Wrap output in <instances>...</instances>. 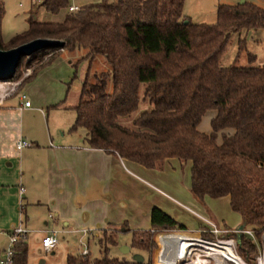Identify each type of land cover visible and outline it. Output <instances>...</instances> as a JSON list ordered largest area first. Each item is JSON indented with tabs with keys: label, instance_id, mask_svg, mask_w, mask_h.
<instances>
[{
	"label": "trees",
	"instance_id": "trees-1",
	"mask_svg": "<svg viewBox=\"0 0 264 264\" xmlns=\"http://www.w3.org/2000/svg\"><path fill=\"white\" fill-rule=\"evenodd\" d=\"M183 4L184 0H97L66 10L60 21H40L30 10L26 28L0 48L47 37L63 40L62 49H85V58L104 57L110 68L97 74L93 83L83 81L70 129L83 128L87 146L147 168L159 167L166 158L189 160L194 198L228 196L243 229L258 237L264 230V61L253 65L254 56L249 55L248 65H221L219 58L231 32L264 27V8L246 0L218 3L214 22L194 23L182 13ZM40 5L55 14L68 7V0H42ZM3 14L0 0V24ZM59 49L22 57L12 78L26 59L32 71L23 84L31 80ZM141 102L149 108L133 115ZM207 110L215 113L205 133L197 125ZM183 228L154 206L150 227L131 231V246L152 253L158 248V233ZM97 235L99 257L68 254L66 264L121 263L109 255L114 236L108 229ZM225 235L234 238L243 261L255 263L249 256L255 244L248 233ZM14 248L13 264H26L25 240Z\"/></svg>",
	"mask_w": 264,
	"mask_h": 264
},
{
	"label": "crops",
	"instance_id": "crops-1",
	"mask_svg": "<svg viewBox=\"0 0 264 264\" xmlns=\"http://www.w3.org/2000/svg\"><path fill=\"white\" fill-rule=\"evenodd\" d=\"M85 53L79 48H60L24 83V89L20 87L30 102L28 107L22 106L20 96L17 103L10 102L12 95L0 96V235L5 237L0 253L6 247L8 232L17 225L42 231L43 235L55 230L57 238L59 234H73L79 242L88 238L91 231L124 222L133 228L148 229L154 206L181 224V231L197 230L192 210L199 203L190 191V180L185 188L166 180L172 193L161 196L154 192L156 188L161 190L154 183L161 184V170L123 159L115 152L89 147L83 128L70 129L86 68L93 60L85 58ZM77 64L84 79L72 93L64 86L71 66ZM63 113L66 118L61 122ZM18 140L31 145L17 148ZM175 159L166 158L163 163H174ZM135 256L137 262L138 257L143 259ZM172 257L169 253L170 262Z\"/></svg>",
	"mask_w": 264,
	"mask_h": 264
},
{
	"label": "rangeland",
	"instance_id": "rangeland-1",
	"mask_svg": "<svg viewBox=\"0 0 264 264\" xmlns=\"http://www.w3.org/2000/svg\"><path fill=\"white\" fill-rule=\"evenodd\" d=\"M40 1L41 0H2L4 5V14L0 24V47H6L9 44V41L15 35L19 34L26 28L27 24L25 18L30 10L35 12L36 18L40 21H60L62 20L64 12L68 10V8L61 9L59 12L52 14L46 11L45 8L40 5ZM90 1L93 2L95 0H68V5L84 4ZM239 1L240 0H184L182 13L194 23H212L215 20L216 5L218 3L236 4L239 3ZM246 1L253 2L256 5L264 8V0ZM239 39L242 40L241 47L238 45ZM249 55L254 56L253 60L250 62L253 65L260 64L264 61V27L254 30H240L237 32H231L220 55L219 63L221 65H248ZM78 65L79 64H77L75 67L71 66L72 71L70 77L64 86L65 90L68 87L72 93L75 92V86H80L82 80L84 79V77L81 76V71L79 70L81 66L78 68ZM26 66V59H23L13 78L8 81H0V96L12 95L9 98L11 103H17L20 93H25L23 90H21L22 88L24 89V85L26 84H23V80H25L32 71L31 67ZM109 68L110 66L104 57L101 55H95L90 66H87L86 68V78L88 82L93 83L97 74L109 70ZM144 108H149V106L146 103L141 102L139 104V109L133 115L137 114L141 109ZM214 113V110H207L203 114L199 124L197 125V128L200 131H208L210 129L209 120L214 115ZM65 116L66 115L64 113L61 115V122L65 120ZM122 121L127 123L129 118H127V120L123 119ZM80 130L83 129L80 128ZM155 170H161V184L154 182L156 186L161 187V190L156 188L154 192H158V194H161V196H166V192L172 193L171 190L167 188L168 186L166 184V180H172L178 183L182 188H185L187 182L189 183V160L175 159L174 163L162 162L159 167H155ZM197 201L199 205L193 206L195 209L192 208V214L194 216L193 221L197 230L203 228L206 225L201 217L213 221L218 227L221 228L238 229L241 226L242 223L240 215L230 208L227 196H221L217 198L205 196L202 200ZM122 224L113 225L111 226L112 228H108L109 234L113 235L116 240V244L109 248V255L118 258L119 261H121L119 264H148L149 261L151 264H155L154 258L156 250L151 253L147 250H141L132 247L131 231L137 228L131 227L127 222ZM41 227L44 228L42 225ZM121 227L125 228L126 230L120 229ZM114 228L116 229L115 231ZM197 230L186 232L194 234L197 233ZM90 233L91 235L88 238H84L83 241H85L89 247L88 257L93 259L101 255V250L98 243L99 235H97V231H91ZM42 235V231L36 230H30V233H28L26 240V264H66V256L68 254L73 256L79 255V251L81 250L82 246L78 242L76 236L73 234H68L64 237H61L59 234V243L50 251H44L42 249L40 245ZM249 236L252 237V241L255 244V251L250 253V259L255 261L254 264H261L262 262L264 263V230L260 232L258 237H254L252 234H249ZM178 238V235L174 233L164 235L161 234V245L163 246L164 250H170V254L172 256L178 252L177 248V250L173 249V247H177ZM231 238L232 237L226 235L219 238L227 240L231 244L229 247H225L223 244L218 246L216 241L211 243L209 249L211 250L213 258L211 257L209 259V264H238L236 260L225 258L223 256L225 251H227V254L235 256L236 243ZM3 239H5V237L0 235V245L3 243ZM213 247H218L219 251L215 252ZM136 254L143 257L142 260L140 257H138L140 262H137L135 256ZM235 258L237 257L235 256ZM177 259L178 257H176L174 260L176 261ZM226 259L231 260L234 263L227 261ZM243 262L244 264L250 263L246 260Z\"/></svg>",
	"mask_w": 264,
	"mask_h": 264
},
{
	"label": "built area",
	"instance_id": "built-area-1",
	"mask_svg": "<svg viewBox=\"0 0 264 264\" xmlns=\"http://www.w3.org/2000/svg\"><path fill=\"white\" fill-rule=\"evenodd\" d=\"M33 1V0H32ZM77 5H69V11L77 10ZM20 99L23 101L22 106L28 107L30 105L29 100L26 99L25 93H20ZM31 143L26 140H18L16 143L17 148H22L25 146H30ZM22 190V188H20ZM202 220L205 222V226L200 228L197 233L191 234L184 231H165L160 232L157 235L158 241V248L156 249V254L154 258L155 264H209V259L213 255L211 254V250L209 249L211 243L214 241H227L223 239H219L220 237H224L225 234L230 233L231 231L236 233H248L251 234L250 230L247 229H229V228H221L218 227L213 221L201 217ZM28 230L21 225L14 226L10 232H8V241L6 247L0 253V264H13V255L16 253V249L14 245L19 240H25ZM210 233L214 237L209 238L203 235V233ZM177 234L179 238L184 242L182 245V249L180 253H176L178 259L175 261L170 262L169 260V253L170 250L163 249L161 245L160 238L158 237L161 234ZM85 232H83V235ZM234 240V238H231ZM235 241V240H234ZM58 242L57 233L55 230H49L45 233L40 240V245L43 250L49 251L51 250ZM80 245L82 246L80 250V255H86L89 253V248L85 241L79 239ZM190 243V244H189ZM236 243V242H235ZM235 256L242 260L241 257L235 253ZM227 260V259H226ZM234 263L231 260H227ZM243 261V260H242ZM244 263V262H243ZM235 264V263H234Z\"/></svg>",
	"mask_w": 264,
	"mask_h": 264
},
{
	"label": "water",
	"instance_id": "water-1",
	"mask_svg": "<svg viewBox=\"0 0 264 264\" xmlns=\"http://www.w3.org/2000/svg\"><path fill=\"white\" fill-rule=\"evenodd\" d=\"M243 1L240 0L239 3ZM63 45L61 39L37 37L7 49L0 48V81L12 78L22 57H29L32 53L45 48H62ZM238 229H243V224Z\"/></svg>",
	"mask_w": 264,
	"mask_h": 264
},
{
	"label": "bare ground",
	"instance_id": "bare-ground-1",
	"mask_svg": "<svg viewBox=\"0 0 264 264\" xmlns=\"http://www.w3.org/2000/svg\"><path fill=\"white\" fill-rule=\"evenodd\" d=\"M218 243V246L219 245H224L225 247H229L231 246V244L228 242V241H216ZM183 241L181 240V238H178V243H177V249H178V252L176 253H180L181 252V249H182V245H183ZM190 244V243H189ZM213 250L215 252L219 251V248L218 247H213ZM227 251H225V253L223 254V256L225 258H229V259H234L237 261L238 264H244L242 260H239L238 258H235L234 255H231V254H227L226 253ZM176 253L173 255V260L177 257ZM231 253V252H230ZM261 264H264L263 262Z\"/></svg>",
	"mask_w": 264,
	"mask_h": 264
}]
</instances>
